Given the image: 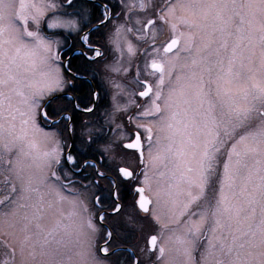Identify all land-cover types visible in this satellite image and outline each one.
Listing matches in <instances>:
<instances>
[{
	"label": "snow or ice",
	"instance_id": "1",
	"mask_svg": "<svg viewBox=\"0 0 264 264\" xmlns=\"http://www.w3.org/2000/svg\"><path fill=\"white\" fill-rule=\"evenodd\" d=\"M0 264H264V0H0Z\"/></svg>",
	"mask_w": 264,
	"mask_h": 264
},
{
	"label": "rangeland",
	"instance_id": "2",
	"mask_svg": "<svg viewBox=\"0 0 264 264\" xmlns=\"http://www.w3.org/2000/svg\"><path fill=\"white\" fill-rule=\"evenodd\" d=\"M113 92H115V89H113ZM117 101L121 104H127L128 103V97H127V95L117 96ZM41 127L44 129V131H48V128L46 126L41 125ZM38 139H40L39 135H38Z\"/></svg>",
	"mask_w": 264,
	"mask_h": 264
},
{
	"label": "flooded vegetation",
	"instance_id": "3",
	"mask_svg": "<svg viewBox=\"0 0 264 264\" xmlns=\"http://www.w3.org/2000/svg\"><path fill=\"white\" fill-rule=\"evenodd\" d=\"M73 71H75V69H73ZM45 126V125H44ZM47 127V126H46Z\"/></svg>",
	"mask_w": 264,
	"mask_h": 264
}]
</instances>
